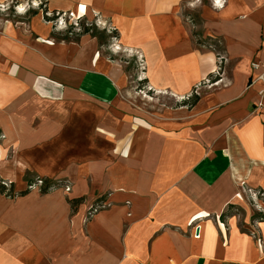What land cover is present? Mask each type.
Here are the masks:
<instances>
[{
  "label": "crops",
  "instance_id": "crops-1",
  "mask_svg": "<svg viewBox=\"0 0 264 264\" xmlns=\"http://www.w3.org/2000/svg\"><path fill=\"white\" fill-rule=\"evenodd\" d=\"M208 1L195 7L198 45L182 12L196 0H3L42 3L99 31L65 39L37 18L0 23V134L12 152L0 178L14 187L30 172L71 186L0 194V264H264V197L253 198L264 194V0ZM119 55L137 60L141 93L168 106L112 110ZM192 93L196 104L183 105ZM85 103L110 109L91 128L114 141L67 159L55 138L69 116L79 128Z\"/></svg>",
  "mask_w": 264,
  "mask_h": 264
},
{
  "label": "rangeland",
  "instance_id": "rangeland-1",
  "mask_svg": "<svg viewBox=\"0 0 264 264\" xmlns=\"http://www.w3.org/2000/svg\"><path fill=\"white\" fill-rule=\"evenodd\" d=\"M197 2L194 3V7H190L188 5H184V9L182 10L183 15L189 20V21H195L196 24H194L193 28L194 30L192 31H197L199 28L197 25H199L197 22L198 19L195 17L197 15L198 9L195 7H199L200 4H208V0H196ZM34 3H26L27 5L25 12L23 14H17L16 9L14 10H2L0 11V23L6 20H10L12 22H18L21 25H28L32 22L33 19L37 18L40 20L42 24H46L49 27H52V24L49 23L48 21L45 20L44 15L42 14L41 11H38L37 15L31 16L30 13L26 12L28 9H37L33 6ZM38 4V3H36ZM21 6V5H19ZM10 7V6H8ZM54 16V15H53ZM56 17V16H55ZM64 19L66 20V24L68 26L69 23H74L76 22V17L70 18L68 15L64 16ZM63 19V20H64ZM68 21V22H67ZM91 23V22H88ZM62 24L60 28H57L54 30L52 27L53 31H55V34H52L56 36L57 38H65V39H75V36H68V35H59L58 31L60 32L62 28ZM96 31H99L95 27ZM57 32V33H56ZM92 36V35H91ZM101 42H104L105 39H103L102 35L99 34ZM207 45L209 44L210 48L213 50H218L219 51V45L217 43H206ZM115 64L121 69L122 71V81L120 84V89H121V96L119 102L112 107V110H115L117 112H122V108L124 106L130 105L136 113L142 112V115L147 113V115H155L157 110L159 108H163L169 105V101L164 98H159V97H154L151 95H143L141 91H145L146 88L142 89L141 83L137 82V76H140V67L137 65L138 62L135 58L129 57L126 55H119V57H116L114 59ZM131 103V104H130ZM85 114L83 117V122L79 126V128L75 129L73 126V123L70 121L73 117L70 118L68 117V122L63 124V129L58 130V135L55 138L57 142L59 143V148H66V156L65 158L70 159L74 158L75 160H89L92 157V151L93 147L97 145L96 139H101L100 146L101 148H104L105 151H107L110 146L112 145L110 135L100 133L99 129H92L91 128V116L92 115H97V114H103V113H108L110 109H101L97 108L93 105L85 103L84 105ZM51 111L52 113L55 114V112L58 111V107L56 106H51ZM90 115V116H89ZM75 117V115L73 114ZM110 139V140H109ZM109 140V141H108ZM3 139L0 140V164L2 163L3 160H10V156L12 152L10 150H7L8 148H5L3 146ZM111 141H114L113 139ZM5 150L2 152V150ZM5 162V161H3ZM67 160L63 162H59L57 169H60L61 166H63ZM7 167V166H5ZM38 178L34 174H30L28 172L27 174L25 173L20 180H18L13 187L14 193L17 190V188L25 187L27 188V181L25 179H35ZM1 179V178H0ZM52 181L58 182L60 185L63 184V186L59 187V189L65 194L68 195L69 192L71 191V186L68 185V183H65L63 181H60V178L55 177V178H50ZM8 184L11 182L9 180H4L1 179ZM17 187V188H16ZM32 191L36 193H40L39 187L34 188ZM102 207L101 204H96L93 207H89L86 212V219L92 218L91 211L92 209ZM101 208V209H102ZM91 209V210H90ZM231 213L238 216L239 219H241V215L239 211L237 210H231Z\"/></svg>",
  "mask_w": 264,
  "mask_h": 264
},
{
  "label": "trees",
  "instance_id": "trees-1",
  "mask_svg": "<svg viewBox=\"0 0 264 264\" xmlns=\"http://www.w3.org/2000/svg\"><path fill=\"white\" fill-rule=\"evenodd\" d=\"M16 5L17 4H12L9 7V10H14L13 8ZM43 7L44 6L41 3V5L36 10L35 9H31V10L28 9L26 12L30 13L31 16H35V15H37L38 11H41L42 14L44 15L45 20L48 21L49 23L55 19L53 17L54 14L61 13V12L53 11L50 13L52 15V17H49V16H47V13H49V12L47 10H45ZM191 23L193 25L196 24L195 21H191ZM197 23L199 24L200 22H197ZM95 27L96 26H95L94 22L88 23L84 17H80L77 20V27L70 25L64 31H60L58 33H60V35H62V36L68 35V36H75L76 38L79 36H82V35H87V34L92 35L93 37H98V33L95 30ZM110 34L112 35V37H115V35H114L115 33L113 31H111ZM192 36L196 40V43L198 45H202V42L199 39L200 35L196 31H192ZM100 41L101 40L99 38V42ZM143 81L141 83H143ZM198 99H199L198 95L192 93L191 96L188 99H186V101L183 102V105H185L187 107H191V106L196 104ZM61 186H63V184L60 185L58 182L52 181V179H50V178L38 177L35 179H28L27 180V188L24 191H22L21 193L17 194V193H14V191H13V184L12 183L7 184V182L0 179V194L6 196L8 198H13L17 195L20 196V195L27 194V193L31 192L36 187H39L41 194H45V193H49L51 191L58 190L59 187H61ZM78 202H81V200L72 201L71 207L73 209H75V206L78 204ZM231 208H233V207L231 206L229 208V210H231ZM257 218H258L257 220H259V221L264 220V216H259Z\"/></svg>",
  "mask_w": 264,
  "mask_h": 264
},
{
  "label": "built area",
  "instance_id": "built-area-1",
  "mask_svg": "<svg viewBox=\"0 0 264 264\" xmlns=\"http://www.w3.org/2000/svg\"><path fill=\"white\" fill-rule=\"evenodd\" d=\"M40 5H41V3H38V4L34 3V4H33V6H34L35 8H38ZM18 6H19V5L14 6L13 9H16ZM5 10H9V7H7V9H5ZM66 15H68V17H70V18H73V16H72L71 13L66 14V13H62V12H61V13H56V14H54L53 17H54L55 19H54L52 22H50V23L52 24V27L54 28V30L57 29V28H60L61 24H62V26H63V27L60 29L61 31H64V30L67 29V27H69L70 25H73L74 27H77V20H78V18H80V17H76V22H74L73 24H72V23H69V22L67 21V22H68V26H67V24H66V20L64 19V16H66ZM47 16L52 17V15H51L50 13H47ZM55 16H56V17H55ZM63 19H64V20H63ZM94 24H95V26H97V22H96V21L94 22ZM107 31L111 32L112 29L110 28V29L108 30V28H107ZM139 67H140V66H139ZM140 68H141V67H140ZM219 70H220V69H218V70L215 72L216 75H218ZM140 80H142V79H140ZM1 139H3V135L0 134V140H1ZM7 184H8V183H7ZM247 196L249 197V200L251 201L252 199H250V197L252 196V194L249 193V195L247 194ZM262 197H264V194L259 193V192L254 193V195H253V198H254L255 201H257L258 199H261ZM101 206H102V205H101ZM101 208H102V207L99 206L98 208L92 209L91 214L94 215V214L97 213ZM90 210H91V209H90ZM198 232H199L198 227H195V228H194V233H193L195 239H198V238H199V234H198Z\"/></svg>",
  "mask_w": 264,
  "mask_h": 264
},
{
  "label": "clouds",
  "instance_id": "clouds-1",
  "mask_svg": "<svg viewBox=\"0 0 264 264\" xmlns=\"http://www.w3.org/2000/svg\"><path fill=\"white\" fill-rule=\"evenodd\" d=\"M8 5L3 3V0H0V11L7 9ZM27 5L18 6L16 8L17 14H23L25 12Z\"/></svg>",
  "mask_w": 264,
  "mask_h": 264
},
{
  "label": "snow or ice",
  "instance_id": "snow-or-ice-1",
  "mask_svg": "<svg viewBox=\"0 0 264 264\" xmlns=\"http://www.w3.org/2000/svg\"><path fill=\"white\" fill-rule=\"evenodd\" d=\"M84 10V8H83V6L81 7V11H83Z\"/></svg>",
  "mask_w": 264,
  "mask_h": 264
}]
</instances>
